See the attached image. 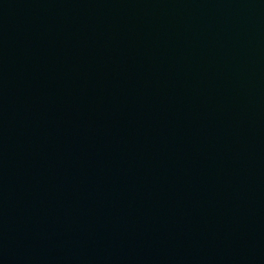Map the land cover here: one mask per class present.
<instances>
[{
    "label": "water",
    "instance_id": "obj_1",
    "mask_svg": "<svg viewBox=\"0 0 264 264\" xmlns=\"http://www.w3.org/2000/svg\"><path fill=\"white\" fill-rule=\"evenodd\" d=\"M0 264H264V0H0Z\"/></svg>",
    "mask_w": 264,
    "mask_h": 264
}]
</instances>
